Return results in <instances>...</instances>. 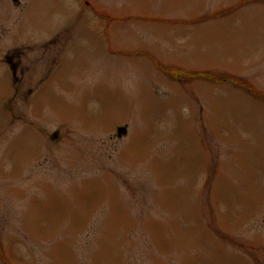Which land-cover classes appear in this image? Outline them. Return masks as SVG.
Returning a JSON list of instances; mask_svg holds the SVG:
<instances>
[{"label":"rangeland","instance_id":"374dc122","mask_svg":"<svg viewBox=\"0 0 264 264\" xmlns=\"http://www.w3.org/2000/svg\"><path fill=\"white\" fill-rule=\"evenodd\" d=\"M0 264H264V0H0Z\"/></svg>","mask_w":264,"mask_h":264},{"label":"trees","instance_id":"16d2710c","mask_svg":"<svg viewBox=\"0 0 264 264\" xmlns=\"http://www.w3.org/2000/svg\"><path fill=\"white\" fill-rule=\"evenodd\" d=\"M182 79H190V81L193 80H205V81H210L211 83L214 84H220V83H227V82H231L233 85H235L237 88H241L242 90H244L245 92L251 94L252 96H256V97H261V95L257 92L254 91V89L248 85V84H244V82H239L236 79H234L233 77L227 76H212V75H208L206 73H193V74H188V75H182L179 76ZM262 98V97H261Z\"/></svg>","mask_w":264,"mask_h":264},{"label":"water","instance_id":"95a60500","mask_svg":"<svg viewBox=\"0 0 264 264\" xmlns=\"http://www.w3.org/2000/svg\"><path fill=\"white\" fill-rule=\"evenodd\" d=\"M127 134H128L127 128L122 127V128H119L118 129V137L120 139L123 138V137H125V136H127Z\"/></svg>","mask_w":264,"mask_h":264},{"label":"flooded vegetation","instance_id":"af4514ba","mask_svg":"<svg viewBox=\"0 0 264 264\" xmlns=\"http://www.w3.org/2000/svg\"><path fill=\"white\" fill-rule=\"evenodd\" d=\"M14 71H17V70H14Z\"/></svg>","mask_w":264,"mask_h":264}]
</instances>
